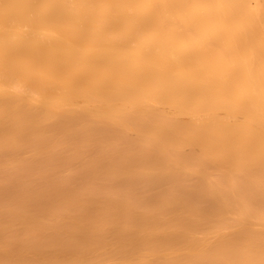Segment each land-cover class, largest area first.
I'll return each instance as SVG.
<instances>
[{"label": "bare ground", "instance_id": "1", "mask_svg": "<svg viewBox=\"0 0 264 264\" xmlns=\"http://www.w3.org/2000/svg\"><path fill=\"white\" fill-rule=\"evenodd\" d=\"M264 0H0V264H264Z\"/></svg>", "mask_w": 264, "mask_h": 264}, {"label": "snow or ice", "instance_id": "2", "mask_svg": "<svg viewBox=\"0 0 264 264\" xmlns=\"http://www.w3.org/2000/svg\"><path fill=\"white\" fill-rule=\"evenodd\" d=\"M262 8H264V5H262Z\"/></svg>", "mask_w": 264, "mask_h": 264}]
</instances>
